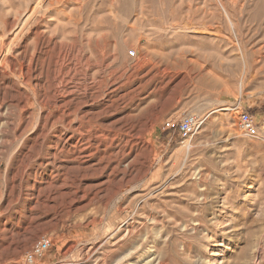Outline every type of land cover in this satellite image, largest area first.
<instances>
[{
    "label": "rangeland",
    "instance_id": "374dc122",
    "mask_svg": "<svg viewBox=\"0 0 264 264\" xmlns=\"http://www.w3.org/2000/svg\"><path fill=\"white\" fill-rule=\"evenodd\" d=\"M0 49V264H264V0H0Z\"/></svg>",
    "mask_w": 264,
    "mask_h": 264
},
{
    "label": "built area",
    "instance_id": "2783aa9c",
    "mask_svg": "<svg viewBox=\"0 0 264 264\" xmlns=\"http://www.w3.org/2000/svg\"><path fill=\"white\" fill-rule=\"evenodd\" d=\"M134 51L131 54L134 55ZM204 117L196 114H185L179 119H168L162 124V129L172 133H177L182 138H187L194 134L202 125ZM237 126L245 136L264 138V111L257 117L248 110H242L238 115ZM51 246L49 237L42 235L31 246L25 254V260L32 262L40 257Z\"/></svg>",
    "mask_w": 264,
    "mask_h": 264
},
{
    "label": "bare ground",
    "instance_id": "6f19581e",
    "mask_svg": "<svg viewBox=\"0 0 264 264\" xmlns=\"http://www.w3.org/2000/svg\"><path fill=\"white\" fill-rule=\"evenodd\" d=\"M34 9V8H33ZM27 23V22H26ZM1 50V52H2V49H0ZM259 51V50H258ZM247 52V51H246ZM260 52V51H259ZM244 54V53H243ZM248 54V53H247ZM245 55V54H244ZM252 55H254L253 57L255 58L257 55H255V54H252ZM2 55H0V57H1ZM260 57V56H259ZM1 59H2V61H3V63H5L6 61H7V59H6V57H4V56H2L1 57ZM255 60H257V59H255ZM163 62H165V61H163ZM247 62V61H246ZM257 62V61H256ZM256 62L252 65V63H251V66L255 69V64H256ZM169 62H165V64H166V66H169V64H168ZM163 65H164V63H163ZM255 65V66H254ZM250 66V67H251ZM166 68H168V67H166ZM252 68V69H253ZM257 68V67H256ZM177 70V69H176ZM199 75H200V78H203V73H202V71H200L199 72ZM208 77L209 76H207V79H208ZM200 78H198V79H200ZM210 78V77H209ZM207 79H206V81L205 82H207ZM202 80V79H201ZM204 80V79H203ZM72 136V135H71ZM80 139V138H79ZM81 141V140H80ZM67 143H68V140H67ZM77 146V145H76ZM130 232V231H129Z\"/></svg>",
    "mask_w": 264,
    "mask_h": 264
}]
</instances>
